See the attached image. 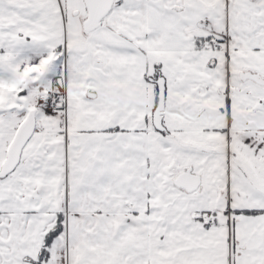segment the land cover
Instances as JSON below:
<instances>
[{"label": "snow or ice", "instance_id": "6c2138e0", "mask_svg": "<svg viewBox=\"0 0 264 264\" xmlns=\"http://www.w3.org/2000/svg\"><path fill=\"white\" fill-rule=\"evenodd\" d=\"M0 264H264V0H0Z\"/></svg>", "mask_w": 264, "mask_h": 264}]
</instances>
